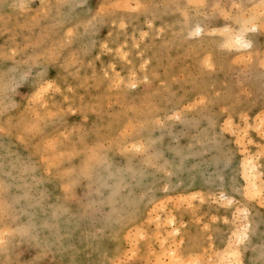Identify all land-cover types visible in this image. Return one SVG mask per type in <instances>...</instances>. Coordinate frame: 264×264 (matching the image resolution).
Returning a JSON list of instances; mask_svg holds the SVG:
<instances>
[{
  "label": "rangeland",
  "instance_id": "rangeland-1",
  "mask_svg": "<svg viewBox=\"0 0 264 264\" xmlns=\"http://www.w3.org/2000/svg\"><path fill=\"white\" fill-rule=\"evenodd\" d=\"M174 261L264 264V0H0V264Z\"/></svg>",
  "mask_w": 264,
  "mask_h": 264
},
{
  "label": "bare ground",
  "instance_id": "bare-ground-1",
  "mask_svg": "<svg viewBox=\"0 0 264 264\" xmlns=\"http://www.w3.org/2000/svg\"><path fill=\"white\" fill-rule=\"evenodd\" d=\"M123 3V2H122ZM257 23V22H256ZM247 24V23H246ZM250 24V23H249ZM249 26V25H248ZM251 27H253L254 28V25H252ZM244 29V28H243ZM200 30V28H197V31H199ZM225 30V29H224ZM235 32V31H234ZM228 37V36H227ZM228 41L229 42H231V44L233 43V44H236V45H241V46H244V47H247V45H248V42H247V40L245 39V36L242 34V33H239V34H236V35H234V36H231V37H229L228 38ZM247 158V157H246ZM248 159L249 158H247V161H244V162H246L247 164H249V162H248ZM255 161V160H254ZM246 163H243L244 165H243V167H244V177H245V181H246V184H247V186H248V188L250 187V190H253V195H256V196H258L259 195V193L261 192V190L258 188V186H257V183H258V179H257V175H258V170H256L255 169V167H254V165H247ZM248 168V169H247ZM245 183V182H244ZM259 183H261L262 184V182L260 181ZM258 183V184H259ZM260 184V185H261ZM261 194V193H260ZM252 195V196H253ZM249 198V197H248ZM261 197H259V199H260ZM253 199V198H252ZM263 199V198H262ZM262 201V200H261ZM245 218V217H244ZM156 220V219H155ZM167 223H169V224H173V225H175L174 227H173V230H174V233H177L179 230H180V228H179V226L176 224V217L173 215V214H170V217L168 218V220H167ZM241 225V224H240ZM252 226V230H253V232L255 231V230H257L255 227H254V225H251V222L249 221V220H246V221H244V224H243V226L241 227V228H239V229H237V231L235 232V238L238 240V241H240L245 235H246V231H245V229H247V228H250ZM188 230V229H187ZM256 232V231H255ZM194 233V232H193ZM14 234V233H13ZM184 234H185V232H184ZM166 236V235H165ZM185 236V235H184ZM170 237V236H169ZM184 239H185V237H184ZM233 239H234V237H233ZM179 241V240H178ZM184 242V241H183ZM229 245V244H228ZM231 245V244H230ZM235 246V245H234ZM197 247V241H196V239L194 238V236H192L191 237V235H189L188 233H187V240H186V242H185V244L183 245V247H182V253L181 254H184V255H189L190 253H192L193 251H194V249ZM227 247H229V246H227ZM255 246H252L251 247V249H255L254 248ZM233 248V247H232ZM235 248V247H234ZM250 248V247H249ZM166 249V248H165ZM225 249V248H224ZM170 250V249H169ZM197 250V249H196ZM221 250V249H220ZM234 250V249H233ZM173 251V250H172ZM222 251H224V250H222ZM219 255H220V253H218ZM232 254L233 255H235L236 256V260L239 262V263H241V260H240V254H239V250L238 249H236V250H234L233 252H232ZM167 256V255H166ZM169 256V255H168ZM181 255L180 254H178V253H175L174 252V254H173V259L174 260H177L178 259V257H180ZM224 256V255H223ZM226 256V255H225ZM185 257H187V256H185ZM189 257V256H188ZM187 257V258H188ZM230 257V256H229ZM187 258H186V260L185 261H188L187 260ZM217 258H215V260L214 261H217L216 260ZM184 260V259H183ZM157 261H158V258H157ZM156 261V262H157ZM223 261V260H222ZM183 262V264H184V261H182ZM213 262V261H212ZM158 263V262H157ZM176 262L174 261V263H169V264H175ZM220 264H222V262L220 261L219 262ZM234 263V262H233ZM232 263V264H233ZM155 264V263H154ZM165 264H166V262H165ZM168 264V263H167ZM215 264H218V263H215ZM229 264V263H228Z\"/></svg>",
  "mask_w": 264,
  "mask_h": 264
}]
</instances>
